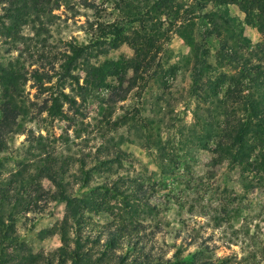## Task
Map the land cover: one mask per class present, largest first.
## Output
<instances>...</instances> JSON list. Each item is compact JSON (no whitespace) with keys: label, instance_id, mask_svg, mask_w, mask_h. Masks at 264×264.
Returning <instances> with one entry per match:
<instances>
[{"label":"rangeland","instance_id":"obj_1","mask_svg":"<svg viewBox=\"0 0 264 264\" xmlns=\"http://www.w3.org/2000/svg\"><path fill=\"white\" fill-rule=\"evenodd\" d=\"M155 1L58 0V8L51 12L56 19L45 30L36 34L29 26H22L16 43L7 38L2 44L1 38V72L8 75L22 66V96L26 104L31 103L34 119L24 123L22 135L7 138L1 146L0 181L20 167L38 172V163L32 159L38 152L33 138L41 136L53 141L55 152L68 161L64 173L67 193L77 197L99 189V194L115 206L112 213L121 216V225L128 229L130 238L140 239L144 251L153 257L166 260L178 250L182 259L190 260L188 264H264V186L243 188L238 178L241 169L234 162L218 160L211 141L203 147L193 140L201 135L208 107L199 98V83L193 82L197 64L183 40V36L190 37L200 47L202 66L208 65L207 75L213 79L219 73L238 77L245 62L260 63L264 72V57L251 55L261 37L248 24L247 15L233 4L162 0L167 5L166 15L154 18L151 14L145 19ZM212 12L227 22L234 48H220L217 36L208 31L207 19ZM116 29L122 30L118 38ZM94 35L104 40L107 53L92 63L110 66L102 86L85 95L79 108L83 116L68 111L66 105L62 110L73 119L71 124L47 117L44 111L37 113L50 90L39 91L29 74L36 69L52 76L44 86L54 84L63 59L60 54L69 53L67 43L85 46ZM134 46L138 55L135 72L131 68ZM230 54L236 55L238 64L229 61ZM126 62L131 66L124 70ZM77 74L82 85L83 73L78 70ZM120 74L122 88L133 86L124 100L111 103L107 99L118 85L115 75ZM6 85L0 79V97L8 89ZM75 99L80 102L78 96ZM161 148L170 165L166 174L153 159ZM261 176L264 178V173ZM117 178L141 181L147 188V204L105 194L103 187ZM39 185L43 191L53 189L45 178ZM131 191H135L132 186ZM64 205L48 202L40 213L18 217V241L33 253L57 249L58 236L40 240L37 233L62 218ZM87 215L95 232L111 219L109 213ZM126 249L124 245L120 253L128 262Z\"/></svg>","mask_w":264,"mask_h":264},{"label":"trees","instance_id":"obj_2","mask_svg":"<svg viewBox=\"0 0 264 264\" xmlns=\"http://www.w3.org/2000/svg\"><path fill=\"white\" fill-rule=\"evenodd\" d=\"M215 6L233 4L247 15L248 24L254 28L261 37L256 43L257 49L252 54H261L264 57V0H208ZM58 0H0V40L5 44V39L16 43L19 38L20 28L29 26L34 33L42 32L44 28L56 19L51 12L58 8ZM166 4L156 0L150 7L148 15L154 18L166 15ZM208 15V31L215 34L221 43L220 48L227 46L234 48L235 41L230 37L227 22L214 12ZM122 30H115V38L120 36ZM229 35V39L225 38ZM183 36V35H182ZM220 36H223L220 38ZM138 40V39H135ZM185 44L191 49L197 68L192 75L193 82L199 83L197 91L201 92L199 98L207 105V119L202 120L201 135L193 137L203 147L211 141L213 152L218 160L234 162L241 169L239 181L243 188L251 189L260 185L264 186V72L260 63H242L238 77L230 74H218L213 79L208 74L209 68L202 66L204 53L190 37H184ZM106 44L100 36L94 35L85 46L67 43L68 52H62V59L54 84L48 83L51 75L47 76L36 69L29 74L35 87L39 91L50 90L49 96L38 108L37 113L44 111L47 117L62 119L68 124L73 121L66 109L79 113L85 95L91 89L102 86L106 78V69L109 64L94 65L99 56L106 54ZM135 47V46H134ZM109 48H114L109 47ZM133 56V72L136 70L138 55ZM260 56V55H259ZM137 58V59H136ZM229 61L238 64L236 55L230 54ZM132 62V61H131ZM131 66L125 63L124 70ZM52 67V66H51ZM50 67V69H52ZM22 68V66H20ZM20 68L4 75L0 68V79L7 83L8 88L0 97V152L7 138L22 135L23 125L32 121L30 115L31 103L26 104L22 96L21 86L25 81ZM123 68V67H122ZM114 69H117L114 67ZM78 70L82 71V85L78 84ZM54 76V75H53ZM204 76V81H202ZM118 85L112 88L109 102H118L125 99L127 92L132 88L128 84L122 88V74L115 75ZM6 80V81H5ZM197 86V85H196ZM68 88V92H64ZM243 90H248L243 93ZM78 96L80 102L75 99ZM212 114V115H210ZM80 116H83L82 114ZM150 133V132H149ZM151 134V133H150ZM193 133L190 132V135ZM35 142L38 172L32 173L20 167L9 175L7 180L0 181V264H188L189 259H182L180 252L175 250L169 259L153 257L140 243V239L132 240L128 229L123 227L120 215H115L113 205L108 203L99 193V189H92L77 197L67 193V182L64 173L68 161L58 156L53 147V141L37 136ZM148 142V139H147ZM150 142V141H149ZM148 142V143H149ZM156 154V152H155ZM165 149L161 148L153 159L162 173H169V164ZM105 161H101L105 164ZM100 162V163H101ZM29 166L31 164L29 163ZM27 172V173H26ZM84 177V174H82ZM45 178L53 189L43 191L39 185L40 179ZM84 180V179H83ZM87 180V178H86ZM118 178L110 182L109 187H103L104 193L110 198L116 196L122 199L130 198L136 202H144L147 188L141 181L122 180ZM82 184L83 183L82 181ZM82 186V185H80ZM131 186L135 191H131ZM48 202H64L63 216L55 221L49 228L37 233V239L43 240L51 236H58L60 246L48 253L32 252L23 242L18 241L15 221L18 217L30 213H40ZM38 203V205H37ZM146 208H149L146 205ZM153 210V207H151ZM111 214V219L101 225L100 231L91 229L87 214ZM127 246L130 260L127 262L124 254L120 253L123 246Z\"/></svg>","mask_w":264,"mask_h":264}]
</instances>
